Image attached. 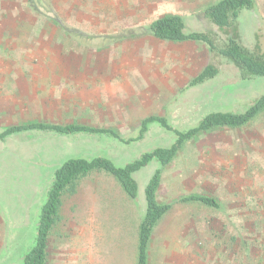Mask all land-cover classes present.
<instances>
[{
    "label": "rangeland",
    "instance_id": "obj_1",
    "mask_svg": "<svg viewBox=\"0 0 264 264\" xmlns=\"http://www.w3.org/2000/svg\"><path fill=\"white\" fill-rule=\"evenodd\" d=\"M218 1L48 0V8L35 12L28 0H0V99L11 100L0 105L6 112L0 115V133L4 123L19 121L20 114L9 116L13 111H8L16 108L17 99L33 102L41 96L49 102L73 104L72 118L69 115L64 122L111 129L126 140L139 135L142 121L149 116L165 117L173 129L184 132L209 113L245 111L264 95V78L238 81L232 63L212 55L202 42L127 38L131 30L166 14L183 17L190 30L216 32L201 16ZM253 5L237 19L236 38L249 51L255 50L257 42L264 49V0H254ZM209 63L219 68V74L190 86ZM52 120L48 116L38 121L54 124ZM61 135L28 130L0 139V264H21L34 246L42 207L55 172L65 161L104 157L124 167L142 153L168 148L177 139L158 123H151L143 138L130 143L111 134ZM159 168L153 161L133 175L135 199L101 172L89 173L90 179L72 187L60 204V213L68 215L67 243L58 237L54 243L53 237L52 262L56 250L70 246V264L82 263L81 220L90 209L94 215L119 217L116 224L123 228L122 237L109 229V220L102 223L106 231L100 244L110 243L116 264H135L139 242L138 231L133 230L145 216V186ZM94 177H98L97 198L91 201L84 195L89 187L94 190L89 181ZM190 196L218 203L216 208L202 203L201 207L192 204L191 209L185 206L192 214L201 210L203 231H208L201 240L203 264H210L213 257L218 264H234L228 243L241 245L243 264H264V108L243 128H217L194 137L162 169L157 199L171 208L156 226L149 264H165L160 254L162 224L176 222L181 198ZM229 215L232 220L227 222ZM237 223L245 229L229 241L226 229ZM115 250L120 251L117 256ZM106 258L101 264H115Z\"/></svg>",
    "mask_w": 264,
    "mask_h": 264
},
{
    "label": "trees",
    "instance_id": "obj_2",
    "mask_svg": "<svg viewBox=\"0 0 264 264\" xmlns=\"http://www.w3.org/2000/svg\"><path fill=\"white\" fill-rule=\"evenodd\" d=\"M254 0H219L208 6L202 13L201 20L214 26L216 32L190 30L185 19L179 15H162L148 24L131 30L127 38L148 36L160 41L168 42H202L206 44L212 55L228 59L235 71L238 81L264 78V49L256 40V48L249 51L244 48L236 38L237 19L241 11L253 10ZM29 8L40 12L50 6L48 0H28ZM224 38H222L221 36ZM219 74V68L209 63L190 82V86L201 85L213 80ZM264 108V95L240 113L213 112L207 114L199 123L187 131L173 129L165 117L149 116L141 123L139 135L136 138L123 139L116 132L106 128H92L81 124H51V123H28L19 126L7 127L0 133V139L22 131L40 130L50 131L57 134L72 135L77 133L111 134L121 139L122 142L130 143L135 139L143 138L151 123H158L162 128L173 131L177 139L168 148H154L142 153L133 162L124 167H116L109 159L96 157L91 160L69 159L65 161L55 172L52 186L48 192L47 200L42 207L34 246L22 257L21 264H46L47 241L50 231L55 224L61 195L64 191L74 187L80 180L91 172H101L112 176L120 185L123 192L131 199L137 196V181L133 175L142 168L156 161L160 168L155 171L144 189L146 212L139 226L138 233V256L137 264H147V247L155 224L171 208L170 204L158 202L156 193L160 185L161 171L169 166L177 157L182 146L194 137L217 128L239 129L248 125ZM184 201L202 203L208 207L216 208L218 203L215 199L203 196H190L183 198Z\"/></svg>",
    "mask_w": 264,
    "mask_h": 264
},
{
    "label": "crops",
    "instance_id": "obj_3",
    "mask_svg": "<svg viewBox=\"0 0 264 264\" xmlns=\"http://www.w3.org/2000/svg\"><path fill=\"white\" fill-rule=\"evenodd\" d=\"M26 98H20L17 99L16 103V108L12 107V109H8V111H13L10 113L11 114H16L12 116H17L19 115V121H9L7 123H4L3 126H5V129L7 127L11 126H19L22 124H28V123H37L39 122L38 120H43L45 117L51 116L53 117V120L51 121L52 123H60L61 125H66L69 124L70 122L66 121L64 122V119H68V116L70 113L74 111L73 104L70 102H58L57 100L54 101H47V98L44 96H41L39 98H36L33 102L25 101ZM19 101V102H18ZM10 104L11 100L7 98H2L0 99V105L2 106L3 104ZM0 106V115L4 116V109H1ZM51 113L50 115H47V113ZM72 114L69 116V119ZM17 118V117H15ZM30 120V121H29ZM4 129V130H5ZM46 132V131H44ZM79 134V133H77ZM63 135V134H62ZM61 135V137H63ZM74 135V134H72ZM67 138V136H66ZM65 139V138H64ZM89 174H87V179H84L85 176L78 182L77 184L82 183L83 181L88 180ZM105 178V176H102ZM98 177H94V180H89L93 181L92 187L94 188L93 191H91L90 187L88 188L87 194L84 195V198L95 201L97 198L96 195V187H98L96 180ZM90 179V178H89ZM106 179V178H105ZM88 181V183H90ZM76 184V185H77ZM121 188V187H120ZM122 189V188H121ZM72 188L64 191L61 195L64 196L70 192ZM159 190V188H158ZM157 190V193H158ZM123 191V190H122ZM156 193V197H157ZM183 199V198H181ZM158 200V199H157ZM62 199L60 200L61 204ZM181 204H178V214H176V222H173L172 225L169 224V222L165 225V223L162 224L161 230L164 233V240L162 241V244L160 246V254H162L165 257V264H203V251L201 248V240L203 238H207L208 236L206 235L208 231H203V216L201 210H196L194 209V212H190L188 209L185 208L186 205L189 204V209L192 204H199L201 207V204L199 202H194V201H189V202H180ZM60 204L58 208V213L56 217L55 224L52 227V230L50 231L49 238L47 241V250H46V264H70L71 260L69 257V254L71 253L70 246L61 248L60 250H56V256L54 261L52 262V239L53 237L55 238V242L57 243V238H61V242L65 243L66 235H65V228L67 226V217L68 215L66 213H60ZM183 204V205H182ZM192 207V206H191ZM90 208V204H89ZM169 212V211H168ZM167 212V213H168ZM92 213V215H91ZM166 213V214H167ZM165 214V215H166ZM119 217H102L99 215H94V212H92L90 209L87 213L85 214V217H82L81 220V232L80 235L82 237V248H81V253H82V263L81 264H101L102 263V258H106V262L110 263H117L116 258L112 255V251L110 248V243L107 245H101L100 241L103 239V235L105 234L106 227L103 229L102 223H109V220H111L112 226L109 229H112L114 232H118L119 235L123 231V228L120 226H117L116 222H119ZM161 220V219H160ZM159 220V221H160ZM227 220H232L231 215L226 217ZM158 221V222H159ZM158 222L155 224L153 227L151 237L148 243L147 247V264H149V257H150V249L151 245H154L156 242V238L154 237L155 235V230ZM161 222V221H160ZM159 222V223H160ZM205 222L207 223V219L205 218ZM228 222V221H227ZM238 224V225H237ZM237 224H231L227 227L225 234L229 241H232L233 238H238V233L243 232L245 229V225L243 223H237ZM140 226V225H139ZM139 226H135L134 228V233L138 231L139 233ZM11 226L9 225L7 230H9ZM224 229V228H223ZM4 230V228H2ZM218 232H222L218 230ZM209 235V234H208ZM235 235V236H234ZM122 237V235H120ZM67 238H69L67 236ZM97 240V245L96 241ZM119 240V244L121 243V240ZM240 240L237 241V243ZM233 242V241H232ZM242 242V240H241ZM67 243V241H66ZM65 243V244H66ZM137 245V243H136ZM230 246V249L228 252L230 256V260L233 261L234 264H243L244 263V255L243 252H239V249L241 247L240 244H234L228 243ZM236 247V250L234 248ZM150 248V249H149ZM136 250V249H135ZM243 250V249H242ZM103 251V252H102ZM115 255L117 256L120 251L115 250ZM119 252V253H117ZM105 255V256H102ZM217 254V253H216ZM213 253V255H216ZM219 259H213L210 261V264H218ZM137 264V257H136V263Z\"/></svg>",
    "mask_w": 264,
    "mask_h": 264
}]
</instances>
